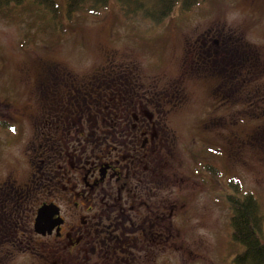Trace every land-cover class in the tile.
I'll return each mask as SVG.
<instances>
[{
	"label": "flooded vegetation",
	"instance_id": "flooded-vegetation-1",
	"mask_svg": "<svg viewBox=\"0 0 264 264\" xmlns=\"http://www.w3.org/2000/svg\"><path fill=\"white\" fill-rule=\"evenodd\" d=\"M186 34L175 32L184 40L171 53L180 69L166 84L135 63L110 60L81 73L40 63L33 80L41 105L19 112L30 120L35 169L0 184L1 242L22 249L30 264H150L181 250L182 225L194 216L186 210L199 195L208 196L200 212L229 204V141L213 139L230 130L233 98H255L242 111H263L262 41L214 25ZM193 86L204 93L197 122L186 116ZM226 185L232 193L214 201L209 188Z\"/></svg>",
	"mask_w": 264,
	"mask_h": 264
},
{
	"label": "rangeland",
	"instance_id": "rangeland-1",
	"mask_svg": "<svg viewBox=\"0 0 264 264\" xmlns=\"http://www.w3.org/2000/svg\"><path fill=\"white\" fill-rule=\"evenodd\" d=\"M54 1L58 5L57 15L36 0H25L0 12V184L11 175V181H23L35 169L28 159L38 155L36 145L31 143L34 137L30 120L22 119L19 112H29L41 105L43 95L36 91L33 80L40 73V63H60L75 73L92 70L110 60L135 63L140 74L166 84L180 69L171 53L176 51L179 55L184 40L175 32L188 33L186 37H189L195 28L211 25L238 33L244 31L246 40L252 43L262 41L264 55V0H201L191 10L178 5L161 23L127 15L115 0L97 11L84 9L68 17L67 0ZM181 18L186 20L179 25ZM160 49H164L162 59H158ZM188 90L193 97L186 105L187 121L197 122L203 116L199 105L204 93L195 86ZM255 100L246 98L242 104V97L233 98L230 130L225 140L221 135L213 142L229 141L231 181L240 179L237 183L240 189L236 187L238 194L242 197L250 194L258 203L263 219L258 234L264 241V109L242 111V105ZM257 101L264 105V98ZM13 124L22 129V135H13L16 133ZM181 132L187 138L185 130ZM235 134L238 135L234 139ZM199 139L203 138L199 136L196 140ZM198 141L194 143L197 148ZM209 190L214 201L223 199V191L232 193L227 185L212 186ZM206 201V194L199 195L195 199L197 203L186 210L194 216L182 225L181 250L168 249L164 257H151L150 264L159 261V264H234L236 254L243 247L232 239L230 204L220 201L200 212L201 203ZM8 250L13 255L11 258L3 256ZM21 251L0 241V264H30L31 258Z\"/></svg>",
	"mask_w": 264,
	"mask_h": 264
},
{
	"label": "trees",
	"instance_id": "trees-1",
	"mask_svg": "<svg viewBox=\"0 0 264 264\" xmlns=\"http://www.w3.org/2000/svg\"><path fill=\"white\" fill-rule=\"evenodd\" d=\"M25 0H0V12L12 5H21ZM57 15L58 5L54 0H36ZM110 0H67V17L78 11L89 9L97 11L106 7ZM127 15H137L153 23H161L180 5L183 10H191L201 0H115ZM55 15V17H56ZM234 193L229 198L233 211L231 218L233 242L242 245L233 260L234 264H264V241L260 238L263 219L255 198L250 194L239 195L240 187L232 182ZM238 187V188H236Z\"/></svg>",
	"mask_w": 264,
	"mask_h": 264
},
{
	"label": "water",
	"instance_id": "water-1",
	"mask_svg": "<svg viewBox=\"0 0 264 264\" xmlns=\"http://www.w3.org/2000/svg\"><path fill=\"white\" fill-rule=\"evenodd\" d=\"M48 208H41L38 212V218H37V226H41L42 222L44 221L45 214L47 212Z\"/></svg>",
	"mask_w": 264,
	"mask_h": 264
}]
</instances>
